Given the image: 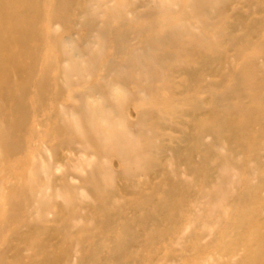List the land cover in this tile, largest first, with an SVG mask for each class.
Segmentation results:
<instances>
[{
    "label": "bare ground",
    "instance_id": "6f19581e",
    "mask_svg": "<svg viewBox=\"0 0 264 264\" xmlns=\"http://www.w3.org/2000/svg\"><path fill=\"white\" fill-rule=\"evenodd\" d=\"M108 1L98 5L103 7ZM260 1L264 4V0ZM93 2L0 0V121L3 124L2 127L0 123V135L3 131L6 133L0 153L13 159L27 149L18 134L31 119L26 104L28 93L32 90L36 98L37 116L40 111L49 110L46 109V92L56 86L54 103L66 94L71 99V107H62L57 115L52 110L45 119L50 122L49 141L46 142L57 139L49 149L54 163H64L67 159L62 156V151L94 156L96 159L92 170L82 181L89 201L78 199L77 191L67 184L65 177L52 178L46 185H37L42 181V174L46 177L51 175L54 164L43 167L32 164L28 174L29 185L9 188V194L5 196L7 210L0 218L8 222L5 229L14 228V231H0V264H70L72 249L76 257L74 264L174 263V232L179 229L174 226L184 222L188 214L185 211L186 200L194 193L184 187V183L163 179L165 173L156 161L169 151L173 161L186 162L193 153L181 160L182 153L187 150L181 145L186 143L193 149L198 148L205 158L198 162L190 161L187 170L194 181L198 180L200 172H206L205 180L211 185L215 160L219 159L208 148L211 145L203 143L201 136L204 130H215L219 135L216 137H224L228 150L239 155L241 161L260 156L254 149L257 142L264 139V38L253 49V54L262 56L261 67L253 57L244 58L243 53L250 48V37L264 28V18L249 20L246 15L238 14L233 21L221 22L225 31L217 34L215 44L235 50L237 58L243 57L237 67L234 68L231 63L227 71L221 69L226 63L225 52L216 54L199 49L198 44L205 42L203 35L188 34L193 44L188 49L146 47L147 50L142 51L141 47L128 49L123 44L121 26L112 30L114 53L108 57V62L100 65L104 73L101 82L92 81L96 62H86L89 54H83L72 38H52L51 58L42 65V76H36L38 67H41L36 59L39 51L30 46V41L33 35H39L37 26L41 23L49 26L57 24L65 28L73 23L90 31L92 10L96 9ZM123 2L127 1L117 4L118 11L124 8ZM184 3L191 10L192 18L198 21L195 14L197 8L208 15L207 18L221 17L228 0H185ZM44 11L46 14L41 17ZM169 22L171 15L163 14L162 19H153L150 25L155 30ZM183 27H173L170 32L174 34ZM168 36L155 38V41L167 46ZM64 46L70 56L66 55ZM207 48L213 50L211 46ZM102 51L103 44L98 52ZM121 54H124L123 58L119 59ZM71 58L79 60L80 65L71 62ZM183 59L185 62L188 60L189 65H185ZM58 61L61 64L67 62V67L59 66ZM178 61L182 63L174 65ZM191 61L193 65H190ZM157 66L164 71L163 77L169 79V86L162 93L163 87L152 85L149 88L150 98H146L148 96H144L138 85L156 81L159 77L151 71ZM174 66L177 68L176 77L181 78L175 86L171 80ZM52 70L58 73L57 77L51 76ZM81 70L85 72V77H81ZM11 74L13 82L9 79ZM62 74L76 79L74 82L62 80ZM204 76L214 77L216 82L204 83ZM125 79L134 81L133 95L137 102L133 125L139 129L137 134L127 128L130 121L125 101L130 96L120 84ZM199 87L210 89L207 99H184V95L195 93ZM63 117L66 120L63 121ZM175 123L185 125L187 129H175ZM159 131L178 133L180 136L164 142L158 138ZM245 141L256 145L248 146ZM114 162L121 167L119 173L112 169ZM233 162L228 160L225 167L236 166V161ZM222 170L227 173L224 166L220 172ZM140 176L144 179L136 183L135 179ZM162 179L166 188L160 186ZM224 180L225 177L217 181L219 194ZM155 181H160V184H155ZM236 185L243 186L229 202L231 220L223 219L224 222L218 223L220 231L215 232L209 243L203 246L196 239L200 233H191V242L184 252L185 264H194L200 256L212 250L223 253L231 247L242 250L239 264H264V218L259 215L263 205L259 206L258 198L253 195L259 186L264 187V181L259 186L247 185L244 181H238ZM132 187L137 188L134 198L124 200L132 196ZM59 189L70 197L64 206L53 200V193ZM47 190H51L52 194L47 195ZM205 196L210 200L215 197L210 193ZM216 200L219 202L221 195L216 194ZM241 212L248 214L240 217ZM34 216L36 220H32ZM49 216L52 218L48 219ZM66 217L81 220L88 226L74 229L76 227L64 221ZM27 252L29 256L24 257Z\"/></svg>",
    "mask_w": 264,
    "mask_h": 264
},
{
    "label": "rangeland",
    "instance_id": "374dc122",
    "mask_svg": "<svg viewBox=\"0 0 264 264\" xmlns=\"http://www.w3.org/2000/svg\"><path fill=\"white\" fill-rule=\"evenodd\" d=\"M93 1V7L96 9L92 10L93 20L91 21L93 22V25L91 22L92 27L90 31H87L73 23L68 24L65 28L57 24L49 26L41 23L39 26H37L39 35L38 37H35V35H33L32 40L30 41V46L38 48L39 51L36 59L38 60L41 67H38V73L36 74V76H42V65L46 63L49 58H51L49 49L51 46L52 38L54 40L72 38V42H75L76 46L83 51V54H89V57H86L87 60L85 61H94V63L96 62V69L92 81L101 82V76H103L104 73L102 70H100V65L105 61L108 62V57H111L114 53L113 47L111 45V40L113 39L112 30L121 26H123L120 29L121 33L123 34V44L128 49H137L141 47L140 50L142 51L147 50L146 47L169 48L173 46L174 49L177 47L188 49L190 47H193V44L190 42L189 37L187 36L188 34H192L194 36L203 35V39L205 40V42L198 44L200 46L199 49L202 52H215L216 54L225 52L224 58L226 59V63L221 66V69L223 71H227L231 63L234 65V68L237 67L243 57L237 58L234 53L235 50H230L229 48L220 47L215 44V42L217 41V34L225 31V27L221 26V22L233 21L238 14L246 15L249 20H252L254 18H264V4L260 0H228L227 8L224 11L223 16L221 17L207 18L208 15L202 14V10L197 8L195 10V14L199 22L192 18V12L187 7V5H185V0H126L127 2H123L122 7L124 8L120 9V11L117 10V4L122 0ZM104 1L108 2L105 4V6L100 7L98 3ZM128 6L131 7L128 8ZM43 14H46V11H44L43 13L41 12L40 16L42 17ZM163 14L171 15V22L162 25L161 27H159V29L154 30L153 27H151L150 22L153 19H162ZM111 15L115 16L110 17ZM114 17L117 18L114 19ZM181 25H184L185 28L183 27L181 30L174 31V34L171 33L173 27L174 29H178ZM236 34L239 35L241 34V32H236ZM166 35H170L168 36L169 41L167 42V46H164V44L155 41V38ZM262 38H264V28H261L258 33H255L250 37V48L246 49V51L243 53L244 58H248L250 56L251 58L253 57L259 67L262 66V56L256 54L255 52L253 54V49L255 44ZM102 44L103 51L102 53H99L98 51H100ZM209 46H211L213 50H210L211 48H207ZM64 48L66 55L70 56L71 54L68 53L67 47L64 46ZM47 49L49 50L48 52L46 51ZM123 55H119V59L123 58ZM76 60L77 59L75 58H71V62H75L77 66L80 65V61ZM181 61L175 62L174 65H179L180 63H182ZM57 63L61 67H67L68 64L67 62L61 64L60 61H58ZM185 65H189L188 60H186ZM190 65H193L192 61L190 62ZM176 70L177 68H175L174 66V76L171 77V80L174 81V86L175 83L181 81V78L176 77L175 75V73H177ZM79 72L82 74L81 77H85V72L83 70ZM151 72L156 74L159 78H157L156 81L141 82L138 85L139 89L142 90L144 96H148L146 98H150L149 88L152 85L163 87L164 91H162V93L166 92V89L169 86V79H165L163 77L164 71L159 69L158 66L154 67ZM51 73V76L53 77L58 76V73L54 70H52ZM9 79L12 82L14 81L12 74L9 76ZM61 79L72 80V82H74L76 77L71 78L69 74H62ZM203 80L204 83L207 84L216 82V79L210 76H204ZM133 82V79H125V81H120V84L130 96L129 99L125 101V107L128 111V118L130 121V123L128 122L127 128L131 131V133L137 134L139 129L136 127V125H133L135 121L134 112L137 102L135 96L133 95L135 91ZM55 87H50V89L46 92V96L48 97L46 100L48 104L46 109L49 110L40 111L37 116L34 103L36 98L34 97V94L31 93L32 90L28 93L26 104L30 110L31 119L24 126L22 133L18 134L20 140L25 142L27 149H25L23 153L15 155L13 159H8L5 154L0 153V216H4L7 210L5 196L9 194V188L14 186L19 187L26 184L29 185L28 174H30V168L32 164H36L39 167L54 164V166L51 167V175H48L46 177L42 174V181L38 182L37 185L39 183V185H46L52 178L60 179L65 177L67 184L77 191L78 199L82 201H89V197H87L83 190L84 183L82 181L86 178L87 173L92 170L93 165L96 162L95 157H88L84 154L74 155L73 153L62 151V156L64 158H67L65 159V161H63L65 164L54 163L49 149L51 148L53 142L57 141V139H54L52 142H46L47 140L49 141L48 131L50 122L45 121V119L50 116L52 110L54 114L57 115V112L62 109V107L67 109L71 107V99L66 94L61 97L58 103H54L53 96L56 92ZM201 87H199L198 91L193 94L187 93L186 95H184V99H207L209 97L210 89L207 88L203 90L201 89ZM50 103L54 104L49 105ZM64 120L66 119L63 117V121ZM40 122H42L43 124ZM0 123L3 127L2 121H0ZM173 125L174 128L178 130L183 127L187 129L185 125H178L176 123ZM157 134L158 138L160 140H164V142L175 140L180 136L178 133L168 131L167 133L159 131ZM216 136L219 135L215 133V130H204V135L201 136L203 143L210 144L211 146H209L208 148L212 150V154L219 159L215 160L214 181L210 183L211 185H208L207 180H205L206 172H200L198 180L194 181L189 171L187 170L189 167L187 163L189 164L190 161L192 163L196 161H202L203 158H205V156H202V151H200L198 148L193 149L189 145H186V143L181 145V148L185 146L187 147V150L184 151L181 155V160L186 159L187 155L193 153V155L190 156V160L186 162H180L175 159L173 161L169 151L167 155L163 154L161 158L156 161L157 163H160L161 169L165 173L163 179L184 183L186 184V186L184 187L189 188L194 193V196H189V198L186 200L185 211L188 214L185 217L184 222L182 224L174 226V228L179 229L174 232V263L171 264H185L184 252L188 246V243L191 242L189 241L190 237L192 236L191 233H200L199 237L198 235L196 236V239L198 244L203 246L209 243L212 235L215 232L220 231V229L218 228V223L224 222L223 219L226 221L231 220L232 207L229 202L232 200L231 197L234 196V194L238 192L240 187L243 186L236 185L238 181H244L247 185L252 186H259L261 185V182L264 181V139L260 141L261 143L257 142V146L254 149V151H257L260 156H263V159H259V156L257 158L250 157L244 161H241L239 155L228 150V145L224 141V137ZM5 137L6 133L5 131H3V133L0 135V145L4 143ZM262 137L264 138V133L262 134ZM245 142L248 146L256 145L255 143H249L247 141ZM76 147H78V145H76ZM228 160L229 162L232 161V163H234L233 160H235L236 166L231 168L230 166L225 167V165H228ZM221 161L223 162V164L220 165ZM111 166L115 173H119L121 171V167L118 166L115 162L112 163ZM223 166L227 169V173L224 170L220 172V169ZM223 177H225V180L223 182L222 188H219V194L217 181L223 179ZM159 178L161 179V175L159 176ZM143 179V176L137 177L135 179V182L139 183ZM163 179L161 180V184L160 181H155L154 183L157 185L160 184L162 188H166V184ZM208 181L210 180L208 179ZM58 187H60L59 184ZM130 189L132 196L129 195L125 197L124 200L126 201L133 199V194L137 191V188L135 187H132ZM58 191H55L53 193V200L56 203L64 206L66 205V203L68 202V198L70 197L68 196V194L60 192L61 189H59ZM59 193L61 196L59 195ZM208 193L215 196L213 200H210L205 196ZM46 194L51 195L52 191L47 190ZM216 194H218L219 196L221 195V200L219 202H217L216 200ZM253 195L258 198L259 206L263 205L260 208L259 215L260 217L264 218V187L259 186L257 190L253 192ZM238 207L239 209H241L240 205H238ZM244 212L240 213V217H244L248 214H244ZM51 218V216L48 217V219ZM32 220H36L35 216ZM64 221L69 222L71 226L76 227L74 229L88 226V223H84L81 220L68 217H66ZM7 226L8 222H5V219L1 220L0 218V231L4 230L8 233H12L14 231V228L7 230L5 229V227L7 228ZM157 247L159 248V246ZM72 251L73 252L70 255V264H74L76 258L73 249ZM216 253L217 252L212 250L211 252L200 256L194 264H239V258L242 255V250L239 247H231L227 252H218L219 254ZM225 255H228V257H226ZM25 256H29V252L24 253V257Z\"/></svg>",
    "mask_w": 264,
    "mask_h": 264
}]
</instances>
